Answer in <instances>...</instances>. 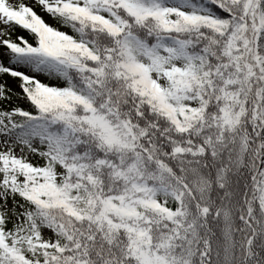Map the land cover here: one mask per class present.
I'll return each instance as SVG.
<instances>
[{
  "label": "snow or ice",
  "instance_id": "obj_1",
  "mask_svg": "<svg viewBox=\"0 0 264 264\" xmlns=\"http://www.w3.org/2000/svg\"><path fill=\"white\" fill-rule=\"evenodd\" d=\"M0 264H264V0H0Z\"/></svg>",
  "mask_w": 264,
  "mask_h": 264
}]
</instances>
